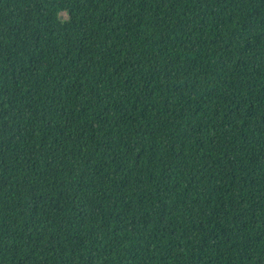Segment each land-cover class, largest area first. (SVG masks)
<instances>
[{
    "label": "trees",
    "instance_id": "16d2710c",
    "mask_svg": "<svg viewBox=\"0 0 264 264\" xmlns=\"http://www.w3.org/2000/svg\"><path fill=\"white\" fill-rule=\"evenodd\" d=\"M0 264H264V0H0Z\"/></svg>",
    "mask_w": 264,
    "mask_h": 264
}]
</instances>
